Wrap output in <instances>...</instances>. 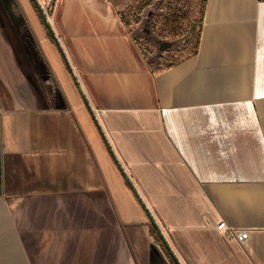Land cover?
<instances>
[{"label":"crops","instance_id":"crops-1","mask_svg":"<svg viewBox=\"0 0 264 264\" xmlns=\"http://www.w3.org/2000/svg\"><path fill=\"white\" fill-rule=\"evenodd\" d=\"M129 1L38 0L61 52L0 7V264H264V3L206 0L153 70Z\"/></svg>","mask_w":264,"mask_h":264},{"label":"rangeland","instance_id":"rangeland-1","mask_svg":"<svg viewBox=\"0 0 264 264\" xmlns=\"http://www.w3.org/2000/svg\"><path fill=\"white\" fill-rule=\"evenodd\" d=\"M145 3L148 5L143 6ZM7 4L0 0V7H4L9 17V28L17 30L20 27L26 31L14 0H8ZM201 4L202 0H133L121 6L118 15L143 58L157 70L175 64L191 53ZM41 7L49 16V7Z\"/></svg>","mask_w":264,"mask_h":264},{"label":"water","instance_id":"water-1","mask_svg":"<svg viewBox=\"0 0 264 264\" xmlns=\"http://www.w3.org/2000/svg\"><path fill=\"white\" fill-rule=\"evenodd\" d=\"M35 8V10L37 11V13L39 14L40 16V19H41V22L43 24V26L45 27V29L48 31L50 37L53 39V41L55 42L56 46L58 47L59 51L61 52L60 50V46L57 42V39L55 37V34L51 28V25L49 24V21L47 20V15L45 13V11L43 10V8L41 7V5L39 4L38 0H30ZM85 104L87 105L85 99L83 98ZM108 147V146H107ZM116 165H117V168L119 169V171L121 172V175L124 177V179L126 180L127 184L132 188V185L131 183L129 182L127 176L125 175V173L123 172V170L121 169L120 165L116 162ZM139 202L141 203V201L139 200ZM142 205V208L145 212V214L147 215V218L149 220V223L151 224V226L159 233L160 237L161 234H160V230H159V227L155 221V219L153 218V216L151 215V213L149 212V210L141 203ZM169 254L170 256L172 257L173 261L175 264H179L177 262V260L174 258L173 254L169 251Z\"/></svg>","mask_w":264,"mask_h":264},{"label":"trees","instance_id":"trees-1","mask_svg":"<svg viewBox=\"0 0 264 264\" xmlns=\"http://www.w3.org/2000/svg\"><path fill=\"white\" fill-rule=\"evenodd\" d=\"M205 2H206V0H202L201 9H200V19H199L198 23L196 24L197 25V36H196V40H195V44H194L193 50L191 51V53H189V56H192V55L196 54L197 49H198L200 31H201L202 21H203V13H204ZM146 5H148V3H145L143 6H146ZM171 65H173V64H171ZM168 66H170V65H168ZM168 66H166V67H168ZM163 68H165V67H163ZM159 69H161V68H159ZM153 233L158 234V232L154 228H153Z\"/></svg>","mask_w":264,"mask_h":264},{"label":"built area","instance_id":"built-area-1","mask_svg":"<svg viewBox=\"0 0 264 264\" xmlns=\"http://www.w3.org/2000/svg\"><path fill=\"white\" fill-rule=\"evenodd\" d=\"M259 1L264 3V0H259ZM217 228H218L219 230L224 231V233H225L229 238H234V234H233L232 229H230L229 227H227V226L225 225L224 222L219 223V225L217 226Z\"/></svg>","mask_w":264,"mask_h":264}]
</instances>
